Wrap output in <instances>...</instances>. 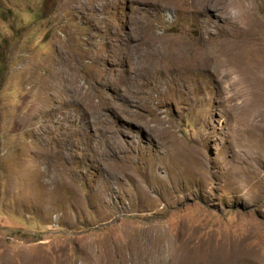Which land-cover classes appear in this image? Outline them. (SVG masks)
<instances>
[{"label":"rangeland","instance_id":"obj_1","mask_svg":"<svg viewBox=\"0 0 264 264\" xmlns=\"http://www.w3.org/2000/svg\"><path fill=\"white\" fill-rule=\"evenodd\" d=\"M158 1L0 0V264H264V0Z\"/></svg>","mask_w":264,"mask_h":264},{"label":"bare ground","instance_id":"obj_2","mask_svg":"<svg viewBox=\"0 0 264 264\" xmlns=\"http://www.w3.org/2000/svg\"><path fill=\"white\" fill-rule=\"evenodd\" d=\"M151 2H154V3H160V1H158V0H150ZM163 2H165V3H167L168 1H163ZM173 2V1H172ZM179 2H180V0H179ZM184 3H186V5L188 4V5H191V7L192 6H198L199 8H196L195 10L197 11V13L199 12H201L202 13V10H201V8H200V6L196 3V1L195 0H185L184 1ZM168 5V4H167ZM154 6V5H153ZM155 7V6H154ZM184 7V6H183ZM186 7V6H185ZM156 9V8H155ZM192 10V9H191ZM196 13V12H195ZM200 13V14H201ZM197 16V15H196ZM203 23H205V21H203ZM206 24V23H205ZM145 28V27H144ZM204 32V31H203ZM128 37V36H127ZM200 37V36H199ZM200 39V38H199ZM133 40V39H132ZM203 45V44H202ZM231 46V45H230ZM130 47V46H129ZM173 47V46H172ZM203 47V46H202ZM127 48V47H126ZM174 49V48H173ZM209 49V48H208ZM200 50V49H199ZM210 50V49H209ZM230 49H228L227 51H229ZM232 50V49H231ZM230 50V51H231ZM235 50V49H234ZM171 51V50H170ZM173 51V50H172ZM171 51V52H172ZM177 51V50H176ZM185 51H187V50H185ZM211 51V50H210ZM227 51H225V52H227ZM233 51V50H232ZM188 52V51H187ZM208 52V51H207ZM206 53V52H205ZM228 53V52H227ZM232 53V52H231ZM173 55H174V51H173V53H172ZM176 54V53H175ZM207 54V53H206ZM191 55V54H190ZM190 55H188V57L187 58H177V59H179V60H176V59H173L172 57V60L169 62V66L168 67H166L165 69H162V68H159L158 69V72H155L154 71V76L156 77V76H160L161 74H164V76L166 77V76H168V75H170L171 73H172V71H174V70H179V72L180 71H185V72H188V73H193V72H195V71H199V72H202L203 70H205L204 69V67H205V63L207 62L206 60H205V57H206V55L205 56H203L202 58H201V56L198 54V53H196V52H194V54H192V56L191 57H189ZM208 55V54H207ZM217 55V54H216ZM222 55V54H221ZM232 55V54H231ZM209 56H210V54H209ZM208 56V57H209ZM224 56V55H223ZM241 57V56H240ZM218 59V58H217ZM215 60H216V58H215ZM220 60V59H219ZM226 61H227V59H226ZM224 62V60L223 61H221V64ZM121 63V62H120ZM209 63V62H208ZM217 63H220V62H217ZM221 64H220V66H221ZM208 65V64H207ZM206 65V66H207ZM223 65V64H222ZM130 66V65H129ZM128 66V67H129ZM209 66V65H208ZM213 66V65H212ZM216 66V65H215ZM224 66H225V64H224ZM217 67V66H216ZM215 68V67H214ZM132 69V68H131ZM220 69V68H219ZM127 70V69H126ZM131 71V70H130ZM216 71V70H215ZM222 71V70H221ZM127 72V71H126ZM125 72V73H126ZM205 72V71H204ZM219 72V71H218ZM129 73V72H128ZM174 73V72H173ZM172 73V74H173ZM203 73V72H202ZM213 73V72H212ZM223 73V72H222ZM225 73V72H224ZM195 74V73H194ZM130 75V74H129ZM142 75V74H141ZM224 75V74H223ZM216 76V75H215ZM222 76V75H221ZM220 76V77H221ZM112 79V78H111ZM222 79V78H221ZM109 80H110V78H109ZM111 140H113V139H111ZM109 143V142H108ZM114 143V142H113ZM245 258V257H244Z\"/></svg>","mask_w":264,"mask_h":264},{"label":"trees","instance_id":"obj_3","mask_svg":"<svg viewBox=\"0 0 264 264\" xmlns=\"http://www.w3.org/2000/svg\"><path fill=\"white\" fill-rule=\"evenodd\" d=\"M2 71V67H1V64H0V72Z\"/></svg>","mask_w":264,"mask_h":264}]
</instances>
